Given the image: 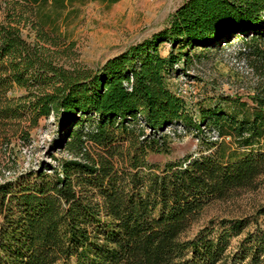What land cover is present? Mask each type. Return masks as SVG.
<instances>
[{"label": "trees", "instance_id": "1", "mask_svg": "<svg viewBox=\"0 0 264 264\" xmlns=\"http://www.w3.org/2000/svg\"><path fill=\"white\" fill-rule=\"evenodd\" d=\"M75 1L86 0L5 1L0 131H15L27 107L33 120L55 114L73 128L63 142L67 157L0 179V264H264V228L245 230L252 223L245 217L186 235L205 205L264 173V0H183L149 38L93 70H66L45 55L56 38L40 10ZM27 25L36 29L33 41L22 37ZM236 36L260 78L249 101L227 96L228 112L200 108L194 126L215 139L201 140L198 153L150 163L149 153L169 151L163 130L192 121L168 80L186 69L190 51ZM164 43L170 49L161 55ZM14 85L38 92L14 97Z\"/></svg>", "mask_w": 264, "mask_h": 264}, {"label": "rangeland", "instance_id": "2", "mask_svg": "<svg viewBox=\"0 0 264 264\" xmlns=\"http://www.w3.org/2000/svg\"><path fill=\"white\" fill-rule=\"evenodd\" d=\"M5 1L0 0V21L5 13ZM183 0H118L109 3L105 0H86L69 3L64 9L54 11L50 7L40 10L46 20L44 29L53 33L55 44L46 43L49 50L45 53L53 63L66 70H93L129 46L149 38L152 33L163 28L169 15ZM22 37L33 41L36 29L30 25L21 28ZM245 48V39L236 36L228 42L213 47L196 48L190 51L192 58L183 72L168 80L170 88L177 89L184 96L187 111L192 121H184V126H170L163 130L169 135V151L149 153L147 160L156 165L181 159L189 154L198 153L201 140H214L215 133L205 125L199 124L200 108L221 106L231 110L227 96H241L247 100V94L259 81V75L252 69L246 57L240 52ZM170 49L168 43L160 46V54L166 55ZM51 73L44 78L49 80ZM48 82V81H47ZM45 89H49L44 83ZM38 92L37 86L25 90L14 85L8 94L14 97L22 94L31 98ZM24 114L16 119L15 131H0V179L45 164H55L56 160L67 157L63 142L72 123L59 122L55 114L32 119V112L25 108ZM92 120H95L93 117ZM83 123V122H82ZM92 121H86L87 128ZM2 129L5 124H1ZM80 125V124H79ZM144 126L140 125L139 128ZM147 131V129H146ZM4 133L7 135L4 136ZM228 140V139H227ZM264 173L257 177L250 188L232 191L227 197L213 200L205 205L192 221L187 236H192L209 221L216 224L221 219L245 217L252 221L245 230L253 229L255 224L264 228ZM245 233L232 240H237Z\"/></svg>", "mask_w": 264, "mask_h": 264}]
</instances>
